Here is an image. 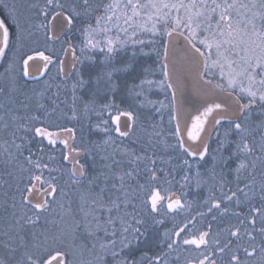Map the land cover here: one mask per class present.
<instances>
[{"label": "snow or ice", "instance_id": "snow-or-ice-1", "mask_svg": "<svg viewBox=\"0 0 264 264\" xmlns=\"http://www.w3.org/2000/svg\"><path fill=\"white\" fill-rule=\"evenodd\" d=\"M82 11H78L75 6L71 9L64 10V6L60 3V0H46V4L41 8V15L45 17L46 23L39 25L38 27L44 28L47 31L48 39H54L57 34V29L59 31L64 30L65 23L68 26L73 25L75 18H84L87 19L90 15L97 10H102L103 15L96 17V25L88 24L83 28L82 34L84 36V45L81 48V51L87 49L97 48L100 44V41L94 39L95 35L100 34L105 36L104 47L101 48V51L105 53L103 64L105 68L97 74L94 78L97 85L101 81L104 82L105 88L108 90H114L117 85L112 81L114 73H132L135 71L134 64L132 62H126L119 67L111 66L112 61L116 53L125 48L129 43L135 47L140 45L141 48L145 45L144 40L135 39L137 32L142 33H151L152 36L160 35L163 39V51L164 59L167 60L170 48L174 46V40L176 36L183 37L186 43L190 46L193 59L197 64H200V58H203V70L200 73V78L204 80V77L211 74L212 69L219 68L221 83L213 84L211 80H204V84L208 91L219 90L221 92H228L230 95H235L237 91L241 93L244 97L247 98V103H239L241 97L237 95L236 98V107H225L222 103H213L208 104L207 107L203 109L199 115L193 117L192 123L190 126L186 127V135L190 141H199V145L196 150H193L192 146H186V142L183 139L185 129H182L177 123L175 136L178 138V147L191 158H199L200 161L207 163L209 156V143L210 132L216 130V135L218 139L217 150L220 155H212V165H211V175L213 179L216 178L217 167H220L222 170L227 168L230 164H235L234 171L237 174V179H239L240 173L244 169H248V163L244 159H240L241 156H251L256 148L253 144L249 143V138L252 137V133L257 129H249L245 127L243 120L249 119L251 115V109L259 107L262 109L261 115L264 116V0H260L259 4L256 3V0H252V3H239L238 0H232L231 3L228 0H212L211 3L208 0H145L144 3H141V0H109L108 3L103 4L102 6L93 7L91 0H80ZM55 7L58 11H53L51 13L52 19L48 20L49 9ZM259 8L260 10H256ZM235 12V17L233 16ZM175 13V15H173ZM8 19L11 23H14L17 29V40H22L24 38V26L19 17L15 13V9H12L8 14ZM63 18L60 20V18ZM143 20V23L139 21ZM103 21V27H101V22ZM151 23V27H149ZM163 23L165 28L161 31L157 25ZM170 25V26H169ZM117 30V36L111 37L107 34L112 31V29ZM136 29V31H132ZM203 32V37H199L198 33ZM119 33L125 35V39L119 38ZM11 40V33L6 22L5 18H0V56L6 54V49L9 47ZM154 40H148L147 43H154ZM200 45V46H197ZM73 50L74 60L80 61L79 57L75 56L74 46L69 43L68 49ZM213 50L215 51L216 59H212ZM135 53H133V56ZM37 57L42 59L45 62V67L48 66L52 61V57L45 55L43 51L36 50L33 54H29L26 58L23 59V75L27 77L29 75V62L35 60ZM163 68V77L164 79L159 81L158 84L160 87L173 88L171 83L166 81L170 78V73L168 70V64L165 63L162 66ZM226 69V70H225ZM11 70V64L9 69ZM145 72L148 69H144ZM79 75V73H78ZM78 83L83 85L85 81L81 78ZM144 83H153V81L141 80L140 85H134L133 87L142 86ZM13 87L15 85V80H12ZM76 87V84H73V88ZM10 91L13 89H9ZM3 89H0L2 92ZM141 95L142 93H136ZM38 95H42L38 94ZM172 109L173 115L171 119L177 120L178 117L175 114L176 104H175V92L172 94ZM149 103H155L149 101ZM162 103V102H161ZM27 107V105H24ZM42 107V105H40ZM105 108L111 109L116 107L113 103L104 105ZM159 111V109H157ZM248 113V115H245ZM121 116H126L129 121H135V116L131 111H117V115L112 117V122L117 125L115 131L120 137H127L130 133L129 131H121L119 127V120ZM209 117H212V121L209 120ZM13 120H17L18 117L13 116ZM33 120H38L39 117L33 116ZM227 122L229 128L225 130L223 136L218 131L219 127L222 126V122ZM107 123V122H105ZM212 124V128H209L208 125ZM7 127V124L4 125ZM133 124H128V129L131 130ZM19 128H24V125H18ZM257 128L261 130V135L259 137V143L257 145L260 153L264 154V121H261L257 125ZM28 129L25 128V131ZM35 135L47 138L50 144H55L56 141L52 139L53 136L57 135L47 131L46 128L36 127ZM71 131V130H67ZM105 132L108 129H104ZM229 133L238 134L237 141H230L228 139ZM159 135V133H156ZM207 137V138H206ZM254 139V138H253ZM14 142V141H13ZM109 141L105 140L104 143L107 144ZM67 146V141H61ZM255 143V141H254ZM200 145H202V150H200ZM234 145V147H233ZM15 147L20 149L22 145L16 144ZM172 147H176L175 145ZM0 149H3L4 152H8L7 142L0 143ZM231 149V150H230ZM227 153V155H225ZM9 157L11 153L9 152ZM28 162L32 163L31 156L28 158ZM69 155L66 153L64 155V160H68ZM145 159L143 156H134L131 163L135 164L137 161ZM256 160H261L264 162V156L256 157ZM256 160L252 161V169H249V172L255 169ZM163 163V161H161ZM184 163L187 165L188 160H185ZM79 165V167H76ZM156 160H151V166L145 169L148 178L152 182H156L158 177V172H163L164 169H157L155 167ZM36 168H40L39 163L35 164ZM46 168L47 165H44ZM111 169V165L107 166ZM191 166H189V171ZM139 171V170H137ZM85 172V166L80 164L79 161L75 162L73 167V176L77 178H82ZM133 172L129 171L127 173H113L112 178L118 180L119 184H113L112 188L117 192H120L121 195L113 199L109 204L103 203V192L105 186L109 179V176L101 172L96 179L101 177L104 180V185L100 188L99 200L92 199L88 200L87 197H83L84 203L89 205L88 211H83L85 217L86 228L88 229L89 235H96L98 233H103V236L100 237L99 249L104 253L105 256L110 255L115 264H142L144 256L147 254L144 253L139 259L136 257V253L139 250V245L141 243H147L148 241V230L150 225L147 224V221L143 218H140L138 212H127L123 214L113 216L112 213L115 211L120 213L121 207L127 209L130 205L135 208V205L132 204L131 194L127 189L124 188L125 176H132ZM264 176V173H262ZM201 173L197 171L192 177L189 175L184 176L185 183L194 180L196 185L199 186L202 181L200 179ZM54 177L52 180L54 181ZM39 181L42 185L47 184V188H42L45 196H54L56 192V185L51 181H44L40 176H34L31 178L33 182L32 187H28L25 191L31 193L35 191L34 182ZM92 182H90L91 184ZM220 188L223 189L224 180L220 181ZM256 182L255 179L248 181V184L243 185L237 191L242 192L246 199H250L249 191L246 189L252 190L255 189ZM141 189L144 188V185L140 186ZM259 190L261 193H264V179H262ZM151 195L147 197L145 201L146 205L150 204V211L152 214L159 215L160 207L163 205L164 201L167 200L166 214H170L177 210H183L186 207L185 203H182L181 198L174 197L172 193H168L167 196L161 195V190L158 187L151 188ZM166 191V190H165ZM254 195V192H253ZM235 199L237 201V206L240 205V200L237 196V192L233 191L230 195L224 196V200L232 201ZM24 203H30V197L25 195L22 197ZM261 200L264 201V195L261 196ZM49 206L48 201L45 200L42 203H36L34 208L38 211L46 210ZM190 206V205H188ZM221 202L212 199L211 206L208 209L209 213L213 209H220ZM227 211L226 209L224 210ZM251 212L254 215H260V208H252ZM202 215V214H201ZM90 218V219H89ZM38 222V217L36 221H33L31 218L26 220V223L34 224ZM164 223L163 220L153 219L152 224ZM243 223V221H241ZM253 225L255 221H250ZM119 224V228L117 225ZM77 227L79 222H77ZM211 225H209V228ZM187 228L181 227L175 231L174 236L179 237ZM258 231L264 233V228L259 229ZM117 233H119V239L117 240ZM208 231H201L198 236L193 235L189 239H184V245H194L197 249L202 245H207L206 237L209 236ZM61 236L53 237V243L58 242ZM166 239L163 241L167 244V249L172 250L174 245L179 243L176 239H171L168 232L164 234ZM231 237L239 238L240 232L239 229L233 230L230 232ZM111 237V239H109ZM248 239L254 240L255 236L252 232L247 233ZM171 239V242H168ZM216 244V253L221 255L225 254L233 245V241L229 239L228 243L223 247L220 246V241H215ZM95 247V245H94ZM236 251L230 254V259L228 264H247V262H242L240 258L241 246L236 244ZM256 247H252L249 250L248 247L243 248V253L247 257H251L256 252ZM55 255H52L50 252L46 253L48 259H44L43 256H37L33 258L31 254L27 255L26 264H67L65 259L66 253L60 251L59 249H53ZM261 258L260 264H264V246H260ZM163 255V254H162ZM214 253L209 252L208 255H204L202 259L193 260L189 259L187 264H216L214 259L211 257ZM179 257H177L178 259ZM97 259L103 260V256H98ZM161 255L152 257L150 264H160ZM167 264V261H165Z\"/></svg>", "mask_w": 264, "mask_h": 264}, {"label": "trees", "instance_id": "trees-1", "mask_svg": "<svg viewBox=\"0 0 264 264\" xmlns=\"http://www.w3.org/2000/svg\"><path fill=\"white\" fill-rule=\"evenodd\" d=\"M108 2L109 0H91L93 7L98 5L102 6ZM144 2L145 0H141V3ZM208 2L211 3L212 0H208ZM228 2L231 3L232 0H228ZM238 2L252 3V0H238ZM259 2L260 0H256L257 4H259ZM60 3L64 6V10L71 9L75 6L78 11H82L80 0H60ZM33 4L37 7L36 13L32 7L31 17L29 19H20L23 23L25 32L24 38L18 41L16 26L14 23L10 22L7 15L11 11V2L9 0H0V17L6 19L11 33L9 47L6 49V54L3 56L0 63V87H6L8 83L5 81H9L11 77H15L19 83L33 88V91L35 90L34 88H39V94L42 93L39 100L26 99L29 104L34 103V105L31 106V110L25 113V115L23 114L24 118L19 119V122L15 124L13 137L5 138L0 142L6 141L8 145V152H4L3 149H0V158L7 159L9 167L12 166V169H7L0 178V249L5 245L13 244L21 239L22 237L19 235H15L16 238H13L12 235L18 230L19 232L27 230L30 226L39 228L50 238L53 236V216H51L49 220L46 218L50 210L47 212L43 211L42 213L36 212L35 214L31 206L23 202L22 197L26 184L29 182L31 176H41L45 179L54 177V182L59 186H62V183L66 185L65 182L71 181L68 165H65L66 162L61 156V153L64 152L65 145L59 142L52 145L44 138L36 136L34 131L36 127H43L49 130L69 127L74 136V139L70 141L73 147H84V150H86L85 152L90 151L94 153L98 149L100 150V148L106 146L104 143L105 140H108V143H110L112 141L111 137L114 136L115 142H111L110 145H112V147L115 146L116 149L121 148L123 152H127L128 157L127 159L125 158L126 162L124 161L123 168L127 170V172H129L128 168H131V170H133V175L131 179L125 176L124 185L132 183L125 189L131 194L132 204H134V196L137 191L134 186L139 185L140 188L141 185H144V219L147 221V224L150 225L147 234L148 241L147 243H141L136 253L137 259L144 255V253L147 254L144 256V263L142 261V264H150L152 257L157 255H161L160 264H165V261H167V264H187L189 259L195 258L194 260L198 261L202 259L204 255H208L209 252L214 253L211 259H214L216 264H228L230 254L236 251V244H240L241 246L239 255L242 262L246 261L247 264H260V246H264V233L258 230L264 228V201L261 200V196L264 195V193L260 192L259 185L262 179H264V176H262V173H264V162L256 160V157L264 156V154L259 152L257 147L261 135V130L257 128V125L260 124L261 121H264V116L260 114L262 109L254 106L251 109L249 119L244 122L245 127L257 129L252 133V137L249 138V143L253 144L256 151H254L251 156L240 157V159H244L248 163L249 167L248 169L242 170L239 179H237V174L234 171L235 164H230L223 170L217 167L215 169L217 174L215 179H213L211 175V156L220 155V153L216 151L218 146L216 130L209 140V156L207 163L200 161L198 157H188L178 147V140L175 135L171 141L167 138L162 140L159 135H156V133L162 131V129L156 130V127H159L155 121L157 119L155 114L156 95L150 98L147 101V107H144L147 113L146 116H148V121L146 118L144 119V135L147 136V138L145 137L146 139L143 140L141 137L137 139L135 137L134 139L129 138L127 142L119 141V139H116L113 132L110 131L111 128L108 127L109 120H104V113L108 110L104 105L113 103V101L106 96L100 97L101 99H97L96 101L86 100L89 97V92L81 89L90 80L88 77L86 79L82 77V71H78V69L75 68L67 80H63L58 70L55 68L49 69V73L51 71L49 75L47 74L36 79H26L25 76H23L19 64L25 55L27 56V54L39 50L53 58H58L57 51L61 48V46L58 49L56 48L58 41L51 42L53 44L49 43L50 40L47 39L46 29L38 27L41 23H46L45 17L41 15V8L46 4V0H35ZM56 10L58 9L54 6L51 7L49 9L48 18L51 13ZM256 10L260 9L257 8ZM103 14L102 10H97L87 19L82 17L75 18L73 25L70 26L67 33L63 36V39H67L68 41L65 40V42H62V39L59 40L61 41V45L84 41V36L82 34L83 28L88 24L95 26L96 17ZM16 15L20 17L18 14ZM173 15H175V13H173ZM233 16L235 17V12H233ZM148 26L151 27V23H149ZM101 27H103V21L101 22ZM157 27L163 31L165 25L160 23ZM132 31H136V29H132ZM114 32L115 29L113 28L108 34ZM198 35L203 37V32L198 33ZM104 37V35L97 34L94 39L101 42ZM124 37L125 35L122 36V40ZM151 38H154L151 33H145L144 46H154L151 45L152 43H147L148 40H152ZM154 39H156V36ZM19 48H24L25 50L21 53L18 52V57H16L17 49ZM87 55L95 61L101 56L95 48L88 51ZM10 64L11 70L9 73V71L6 70L9 69ZM81 78L85 81L83 85L78 83ZM73 84H76L75 88H73ZM236 94L239 95L238 92ZM242 99L244 102H247L246 97L243 96ZM149 101L155 103H149ZM2 102L3 101H1V103ZM91 102H93V104H91ZM8 103L9 102H4L3 104ZM21 103L27 102H25L24 99ZM21 103L20 105H22ZM40 105H42V107H40ZM46 113L56 117L59 115L60 122L55 124L49 123L46 120ZM33 116L39 117V119L33 120ZM149 117L152 119L149 120ZM151 120L152 122H150ZM18 125H24L28 130L25 132H23L22 128L18 130ZM106 128L108 129L107 132L104 131ZM228 128L229 124L226 121L222 122V126L218 129L221 133V137ZM9 130L7 131L8 133ZM19 131L21 133H19ZM228 139L230 141H237L238 134L229 133ZM16 144H20L22 147L20 149L15 147V152H11L14 150L12 147ZM82 145L84 146L82 147ZM174 145L176 147H172ZM50 151L54 153L59 152L60 155H50ZM9 152L12 154L10 157L12 160L8 159ZM225 155H227V153H225ZM29 156H31L32 163L28 162L27 158ZM134 156H143L145 159L133 164L130 161H132ZM152 159L156 160L155 167L157 169H164L163 172H158L159 179L156 182L150 181L148 174L145 172V169L151 166ZM119 160L121 161V159ZM185 160H188L187 165L184 163ZM253 160H256V167L249 172V169H252ZM88 161L89 159L86 158V163H84L85 172H87V174H92ZM161 161H163V163H161ZM19 163L22 165V169L16 167ZM36 163L41 165L39 169L35 167ZM44 165H47V167L45 168ZM189 166H191L190 171ZM197 171L201 173L200 179L202 183L199 186L196 185L194 180L185 183L184 176L189 175L192 177ZM20 174L23 175V178H18ZM25 177H29L28 181H26ZM251 179H255L256 186L255 189L252 190L246 189V191H249L251 197L250 199H246L244 194L237 190L243 185L248 184V181ZM221 180H224L223 189L219 186ZM118 183L120 182L118 181ZM59 186L56 187L58 189L57 194H59L61 189ZM70 187L71 189L74 188L72 185H70ZM152 187H158L163 196H166L168 191H172L174 197L181 198L182 203H185L186 207L183 210L174 211L170 214H166L167 209L165 207H160L159 215L152 214L150 211V204H145L147 197L151 195L150 190ZM233 191L237 192V196L240 200L239 206H237V201L235 199L232 201L224 200V196L230 195ZM212 199L220 201L221 208L213 209L211 213H209L208 209L211 206ZM12 206L13 209L18 212H20V208L26 210V213L23 214L24 218L21 221L16 222V218L12 220L10 215ZM254 207L261 209L260 215H254L251 212V209ZM225 209L227 210L226 212L224 211ZM37 217L38 222L34 224L26 223L28 218L36 221ZM153 219L163 220L164 223L162 225H153ZM252 220L255 221L254 225L250 223ZM241 221H243V223H241ZM185 225H187L186 230L179 237H175V231L181 227H185ZM209 225H211L210 228ZM236 229H239V238L230 236V232ZM201 231H208L210 233L209 236L206 237L207 245H202V247H200L203 251L197 250L194 245L183 244L184 239H189L193 235L198 236ZM166 232H168L171 239L179 241V243L174 245L172 250H168L167 244L163 242L166 239L164 236ZM248 232L253 233L255 236L254 240L250 241L248 239ZM117 238L119 239V237ZM109 239H111V237H109ZM171 239H169L168 242H171ZM229 239L233 241L232 247L223 255L216 253L215 241L219 240L220 246L223 247L228 243ZM254 246L257 249L255 254L251 257L245 256L243 248L248 247L249 250H251ZM46 253L42 255L44 258L48 256ZM177 257L179 258L177 259ZM106 264H115V262L111 259V261L109 262L108 260Z\"/></svg>", "mask_w": 264, "mask_h": 264}, {"label": "rangeland", "instance_id": "rangeland-1", "mask_svg": "<svg viewBox=\"0 0 264 264\" xmlns=\"http://www.w3.org/2000/svg\"><path fill=\"white\" fill-rule=\"evenodd\" d=\"M11 2V11L12 9H15V13L18 14L20 17L19 19L23 20L29 19L31 17V10L32 7L34 9V12L36 13L37 7L33 4L35 0H9ZM51 15L49 16V18ZM1 18V17H0ZM48 18V20H49ZM140 23H143L144 21H139ZM43 24V23H41ZM111 37L117 36V30L115 29V32L112 34H107ZM123 33H119V38L122 39ZM145 33L138 32L135 39L138 40H145L144 39ZM199 36V35H198ZM201 37V36H199ZM155 38V36H154ZM151 38L155 42L151 45L153 47L143 46L141 48L140 45H136L133 47L130 43L125 46V48L120 49L113 61L111 66L119 67L122 64L126 62H132L135 67V71L132 73H114L112 77V81L117 85V87L114 90H108L105 88L104 82L101 81L99 85L95 82V77L97 74H99L104 68L105 65L102 63L104 60L105 53L101 51V48L104 47V39L100 42L99 46L95 49H97V52L101 54V56L95 61L94 59L90 58L88 54V51L91 49H87L85 51H81V48L84 45V41H77L73 42L72 45L74 46L75 55L76 57L80 58V61H77V65L75 68L78 69V71H82L84 79L87 77L89 78V82L84 85V87L81 90H85L89 92V97L86 100L90 101H96L97 99H101L100 97H108V99L112 100L114 104L118 106L117 108L109 109L104 113V120H109L108 127L111 128L110 131L113 132V134L116 136V139H119V141H128L130 139H134L136 137L143 138L145 140L147 136L144 135V129H145V123L144 119L148 121V116H146L145 108L147 107L148 103L147 101L156 95V105H155V114L157 119L155 120L157 125L159 127H156L157 129H162L161 132H159V137L162 140H165L166 138L171 141L174 138L176 125L173 119H171L173 115V109H172V94L171 89L165 87H160L158 82L163 80V63L161 61L163 56V41L162 37L160 35H156V39ZM202 38V37H201ZM48 39V36H47ZM125 39V37L123 38ZM62 42L68 41L67 39L62 38ZM51 43V41L49 42ZM53 44V43H51ZM67 44L61 45V41H58L57 49L61 46L59 51H57L58 58L52 57V63L49 66V69H57L59 66L60 57L63 52V48ZM101 46V47H100ZM50 47V46H49ZM26 49V47H25ZM24 48L17 49L16 57H18V52H22L25 50ZM93 50V49H92ZM32 53V52H31ZM133 53L135 55L133 56ZM28 55V54H27ZM3 56H0V63L2 61ZM20 61V69L23 74L24 67H23V59ZM212 59H216L215 51L213 50ZM17 63V59H16ZM78 66V67H77ZM148 69L147 72L144 71V69ZM49 69L45 75H49ZM226 70V69H225ZM219 68L212 69L211 74L205 76L204 78L213 81L214 83H221L220 75H219ZM59 73V71H58ZM24 76V75H23ZM15 80V85L13 87L12 80ZM153 81V83H144L142 86L139 87H133L134 85H140V81ZM8 84L6 87H0V89H3L2 92H0V142L5 138H11L13 137L15 124L19 122V119L24 118L25 113L29 112L31 110V106L34 105V103H30L26 99H34L39 100L40 99V89L27 87L21 83L18 82L17 78L11 77L9 81H5ZM167 84V81H166ZM89 86V87H87ZM13 90H9V89ZM80 90V91H81ZM238 92V91H237ZM136 93H142L141 95H137ZM239 93V92H238ZM239 96L243 98V95L239 93ZM27 103H21V101H24ZM1 101H3L1 103ZM4 102H9L8 104H3ZM162 102V103H161ZM20 103L22 105H20ZM247 103V102H246ZM93 104V102H91ZM24 105H27V107H24ZM159 109V111H157ZM123 112V111H131L133 112L135 116V121H131L133 124V127L131 130H129V135L127 137H120L115 129L117 127L116 124L112 122V117L117 115V111ZM20 112V114H19ZM24 114V115H23ZM47 118L46 120L51 123L55 124L60 122V116H52V114L46 113ZM247 115V113H245ZM16 116L18 117L17 120H13L12 117ZM152 119L149 117V120ZM152 122V120L150 121ZM242 122L244 123L245 120ZM7 124V127H4V125ZM147 126V125H146ZM26 126L22 128L23 132H25ZM147 128V127H146ZM10 129V130H9ZM9 130V133L7 132ZM70 130L69 127L58 129V130H49L47 131L56 133L57 135L53 136L52 139H54L56 142H59L62 145H65L64 143H61V141H71L74 139V136L72 135V130ZM19 133H21L19 131ZM146 137V138H145ZM84 138V137H83ZM46 141H48L47 138H44ZM112 141L115 142V137H111ZM178 140V138H177ZM132 141V140H131ZM49 142V141H48ZM110 143H107L106 146L98 149L96 152H86L83 162H85L86 158L89 159V165H90V171L92 174H87V172H84V175L82 178H77L75 176H71V181L65 182L66 185L61 184L62 186L57 185L52 178H42L44 181H51L55 183L56 187H61L59 194H57L58 189L56 188V192L54 196H46L45 200L48 201L49 206L46 210L38 211L34 208L33 205H30L31 208L34 210L33 212L36 214V212L42 213L43 211L50 210L48 216V220L53 216V228H52V234L53 236L50 238L48 235L44 232H42L37 227H29L27 230H24L22 232H19V230L12 235L13 238H16L15 235H19L22 238L18 241L14 242L10 245H5L0 249V264H26L27 261V255L31 254L33 258H36L37 256H42L46 252H50L52 255H55V252L53 249H59L60 251H63L66 253V261L67 264H106V262L111 261L113 259L110 255L105 256L104 253L99 249V243H100V237L103 236V233H98L96 235H89L88 229L86 228L87 221L85 220V217L83 215V211L89 210V205L87 203H84L83 197H87L88 200L97 199L99 200V194H100V188L104 185V180L101 177L100 179H96V177L99 176L101 172L105 173L109 176V179L107 181V184L105 186V190L103 192V203L109 204L113 199H115L117 196H120L121 193L117 192L112 188V185L119 184L118 180H114L112 178L113 173H127V170L123 168L124 161L126 162L125 158L127 159V152H123L121 148L116 149L115 146L112 147ZM69 144V143H68ZM54 145V144H52ZM84 145H82L83 147ZM75 149H81L84 150L85 148L80 147H74ZM11 152H15V146L12 147ZM106 150V151H104ZM86 151V150H84ZM1 152V151H0ZM57 152V151H56ZM50 155L59 156L60 153H54L52 151L49 152ZM66 154V148H64V152L61 153V156L64 160V155ZM8 159L12 160L10 157ZM121 159V161L119 160ZM130 160V158H129ZM66 162L65 165H68V170L70 172V164L67 162V160H64ZM64 162V163H65ZM83 162H81L83 164ZM7 165V166H6ZM84 165V164H83ZM111 165V169H109L107 166ZM18 169H22V165L19 163L16 165ZM7 169H12V166L9 167V163L7 159L0 158V178L3 176V173ZM129 171H132L131 168H128ZM124 171V172H122ZM36 176V175H35ZM18 178H23V175H18ZM32 178V176H31ZM31 178L29 182L26 184L25 190L28 187L33 186V182H31ZM26 181H28L29 177L26 178ZM128 179H131V176H128ZM90 182H92L90 184ZM35 183V182H34ZM41 188H47V184H41L38 181ZM132 183H128L124 185V188H127V186ZM70 185L74 186L73 189H71ZM134 188L137 189L136 195L134 196V205L135 208L129 206L127 209L121 207L120 213L113 212L112 215H120L123 214L125 211L127 212H138L140 214V218L144 219V188H139V185L134 186ZM168 193H174L172 191H168L166 193V196ZM26 191H24L23 196H25ZM57 195V196H56ZM163 196V194H161ZM167 200L164 201L163 205L161 207L166 208ZM83 208V211L81 209ZM178 211V210H177ZM26 213V210L20 208V212L15 211L13 209V206L10 210V215L12 220H15L16 222L21 221L24 218V215ZM90 219V218H89ZM14 222V221H13ZM77 222H79V226L77 227ZM119 228V224L117 225ZM61 233H63V236L61 239L53 243L52 238L61 236ZM117 237H119V233H117ZM12 238V239H13ZM118 240V238H117ZM21 241V242H20ZM95 245V247H94ZM196 247V246H195ZM202 247V246H200ZM199 251H203V249L199 248L197 249ZM98 256H103L104 259L101 261L97 259ZM199 256V255H198ZM44 259H48V256ZM195 258H193L194 260ZM115 262V261H114ZM144 263V261H143Z\"/></svg>", "mask_w": 264, "mask_h": 264}, {"label": "water", "instance_id": "water-1", "mask_svg": "<svg viewBox=\"0 0 264 264\" xmlns=\"http://www.w3.org/2000/svg\"><path fill=\"white\" fill-rule=\"evenodd\" d=\"M51 19L52 16L49 20ZM62 19L61 17L60 20ZM68 27L69 26L65 23L63 31L57 29L56 37L51 40L54 41L60 38ZM66 49H68V45L64 47L59 62V72L63 79L69 77L76 65V60H74L73 57V50L69 49L66 51ZM200 60V64H197L193 59L190 46L183 37L178 35L174 40V46L170 48L167 60L164 59V55L162 57V62L163 64H168L170 73V78L167 80V83L173 85V88H170L172 94L175 92V114L178 119L174 120V122L175 125L179 123L180 127L185 129L183 139L186 142V146H192L193 150H196L199 141H190L186 135V127L191 125L193 117L199 115L208 104L222 103L225 107H236V95H230L228 92H221L219 90H207L204 84L205 79L202 80L200 78V73L203 70V58H200ZM29 65V75L27 78H34L42 75L48 67H45V62L39 57L30 61ZM239 103H241L240 100ZM209 120L212 121V117H209ZM130 123L131 121H129L126 116H121L119 120L121 131H129L128 124ZM212 123H214V121H212ZM208 127L212 128V124H209ZM212 132L213 130L210 132V136ZM200 150H202V145H200ZM66 153L69 155L67 161L72 164L71 173L73 174L75 162L82 158L84 153L81 150L74 149L70 144L66 147ZM76 167H79V165H76ZM38 185L39 183L36 181L34 183L35 191L26 193V195L30 197V204L35 205L36 203H42L44 201V192ZM53 264H55V262H53Z\"/></svg>", "mask_w": 264, "mask_h": 264}]
</instances>
